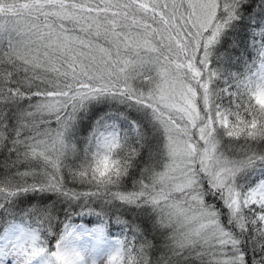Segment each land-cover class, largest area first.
<instances>
[{"label": "snow or ice", "instance_id": "obj_1", "mask_svg": "<svg viewBox=\"0 0 264 264\" xmlns=\"http://www.w3.org/2000/svg\"><path fill=\"white\" fill-rule=\"evenodd\" d=\"M0 264H264V0H0Z\"/></svg>", "mask_w": 264, "mask_h": 264}]
</instances>
